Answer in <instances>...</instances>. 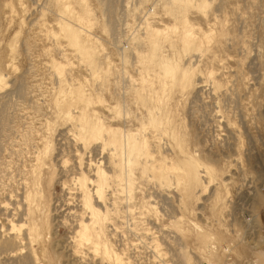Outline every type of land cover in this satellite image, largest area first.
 Instances as JSON below:
<instances>
[{
  "label": "rangeland",
  "instance_id": "1",
  "mask_svg": "<svg viewBox=\"0 0 264 264\" xmlns=\"http://www.w3.org/2000/svg\"><path fill=\"white\" fill-rule=\"evenodd\" d=\"M200 1L179 11L171 0H0V247L14 240L15 255L37 254L40 264H109L93 243H73L87 222L95 233L103 228L102 241L129 264H190L189 255L193 264H264V0H208L206 11ZM184 17L195 37L215 34L207 49L183 51ZM62 19L94 50V63L70 44ZM146 22L165 30L154 59ZM163 58L195 69L192 84L164 79ZM55 63L64 66L61 79ZM79 88L89 105L71 94ZM83 111L107 128L139 133L152 154L134 166L132 187L106 186L100 224L77 180L95 181L99 167L109 172L112 156L79 138ZM188 154L218 171L200 200H183L173 180L167 186L142 172ZM20 221L36 224L41 238L31 245L11 237V222Z\"/></svg>",
  "mask_w": 264,
  "mask_h": 264
},
{
  "label": "bare ground",
  "instance_id": "2",
  "mask_svg": "<svg viewBox=\"0 0 264 264\" xmlns=\"http://www.w3.org/2000/svg\"><path fill=\"white\" fill-rule=\"evenodd\" d=\"M81 1L85 3V0H81ZM171 1L172 3L180 7L179 11H182V7L184 3H185L184 7H186V4L187 5L190 4V2H192L193 0H188L187 3L186 0L185 2L183 0H171ZM209 5L210 4L208 3V0H201L197 4V7L203 11H206ZM60 8L62 9V12L63 9L65 10L63 13L72 14L71 7L65 5L64 7H60ZM84 10L86 15L90 14V12L86 9V7ZM146 23L147 24H146V28L144 29L145 30L144 33L146 39H148V43L150 46L149 49L151 50L152 53V59H154L157 56V52L159 51L158 37L161 36L163 33H165V30L159 31L157 29H153L150 23L148 22ZM183 23L185 24V31L183 32V36L180 38V40L184 52L188 53L193 51H203L204 49H207L210 46L215 36L213 32L211 33L204 32L202 38H197L192 33V29L191 28L189 29L187 27L188 21L186 20L185 17L183 18ZM60 26L62 32L65 33V36L69 40L70 44L76 47L78 51L82 53V56L86 60H89L90 62L93 61L94 63V53H95L94 50H92V48H90L87 45V43L84 42V40H82V36L80 32L78 31V29L74 28L72 22L70 24L69 21H65L62 19V21L60 22ZM179 61L176 59L175 61H171L163 58L159 62V66L161 67L163 78L170 80L172 86L178 85L181 88H187L189 85L192 84L194 78L196 77V70L193 68L182 69L179 64ZM54 68L61 79L62 76L60 75H63L64 73V66L55 63ZM5 84H6L5 76L2 73H0V90L4 88ZM71 94L75 97L77 102L89 105L90 101L82 89L79 88L75 90V92H72ZM66 107L69 110H71V108L73 107L72 101L69 100V102L66 104ZM117 112H120L119 108ZM69 114L71 115V113ZM77 120L79 123L78 124L79 138L85 144H90L93 142L101 143L103 148L110 152L111 154L110 157L112 156V160L110 159L111 161L108 167L109 172L99 167L96 169L95 181L94 180L90 181L86 177H82L77 180L78 186L80 190H82L83 192V197L85 199L86 207L90 210L92 217L100 224L103 223L104 218L106 219L107 216L104 212H101V208H100L103 205V204L101 205V203L105 198L106 186L109 185V183L111 182L115 183V185L120 182H126L127 184H129V186L132 187L133 182L135 180L133 173L134 166L136 165L138 160H140L141 157L147 158L149 160L152 159V154L149 151L147 142L141 138V135L139 133H132L130 131L125 132L120 129L107 128L104 125V123H102L101 120L91 119L86 111H83L81 115L77 118ZM154 123L156 125L159 124L161 125L159 120L154 121ZM158 128L160 127L158 126ZM188 155L182 161H180L179 164L173 163L171 167L166 166V164H158L151 166H147L148 165L147 164L146 166L141 167V169L143 174H149L153 178L156 177L155 174H159L158 177L159 181L162 184H166L167 186L172 185L170 184V182L174 181V183L177 185V188L181 191V196H180L181 199L184 200L195 196L197 200H200L201 197L204 195V193L207 192L209 188V185L208 183L205 182V179L210 178V183H212L218 171L212 167L211 168L204 167L197 156H192L190 154ZM88 181H90L91 182L90 185L93 186L92 190L89 189ZM94 195L98 200L97 205H94L93 203V201L96 202L95 200H93ZM217 200L220 201L218 197ZM22 221H20L21 224H15L14 222H11L12 223L11 227L8 229L9 235L13 237L15 233L22 234L24 235L25 239L29 241V243L32 245L41 238L40 232L37 228L38 226L34 224V226L31 227L28 226L27 223H24ZM86 223L81 222L78 225L79 232L77 233L76 238H74V242H73L74 244H76L77 242L78 246L81 248L93 243L95 247V252L96 253L103 252L105 258L109 261V264L110 263L129 264V263H125L119 255L114 253L113 250L110 249L106 241L105 242L102 241L101 235L103 228L100 229L98 233H95L89 228V226ZM195 226L197 227L199 232L203 233V231L197 224H195ZM253 226L254 224L251 225V227ZM253 230H255V226L253 227ZM1 232L2 229L0 228V234ZM94 233L96 234V238H97L95 241L93 240ZM207 239L205 241H207ZM13 241L14 240L4 241L1 244L0 257H2L4 254H8L9 258L10 257L12 258L9 259L10 261L5 260V264H10V262L11 264L12 263L16 264L19 262L21 264H40L39 262L40 260L37 257V254L33 255V259L30 256V253L27 256L25 254V256L22 257H18V255H15L14 251L10 250V248L13 246L12 244H14ZM213 245H215V242H213ZM22 246H23L22 251H24V247H26L25 243H23ZM214 252H215V247L209 245V253H208L209 258L214 254ZM76 253L80 254L79 251H77ZM188 257L189 259L188 262L186 261V263L190 262V264H193V261L196 260V257H194L193 255L192 256L189 255ZM210 260L211 259L208 260L206 259L203 264H210L209 263ZM194 263H196V261Z\"/></svg>",
  "mask_w": 264,
  "mask_h": 264
}]
</instances>
